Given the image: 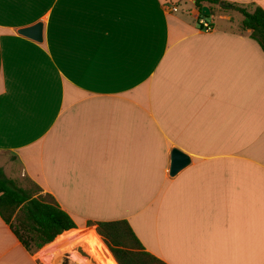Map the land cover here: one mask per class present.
Instances as JSON below:
<instances>
[{
	"label": "crops",
	"instance_id": "crops-1",
	"mask_svg": "<svg viewBox=\"0 0 264 264\" xmlns=\"http://www.w3.org/2000/svg\"><path fill=\"white\" fill-rule=\"evenodd\" d=\"M182 1L0 0V169L76 225L30 252L0 217V264H91L77 232L115 220L165 264H264V53L239 13L204 32Z\"/></svg>",
	"mask_w": 264,
	"mask_h": 264
},
{
	"label": "trees",
	"instance_id": "trees-1",
	"mask_svg": "<svg viewBox=\"0 0 264 264\" xmlns=\"http://www.w3.org/2000/svg\"><path fill=\"white\" fill-rule=\"evenodd\" d=\"M190 1L193 2L199 14L197 19L206 20L213 16L214 10L211 8L213 6L218 7L220 12L233 10L239 13L242 16L241 29L251 31L250 38L260 46L264 53L263 10L255 8L248 12L240 6L220 0ZM219 4L221 5L219 6ZM203 7L208 8L209 16H204L201 13ZM40 191V188L33 183L27 188L18 186L0 169V217L10 227L24 248L30 252L38 250L50 242L53 243L65 232L76 228L73 220L58 206L53 197L49 194L42 195ZM86 225L95 227L96 233L92 236V241L98 250L88 247L86 239L89 234L87 232H77V239L99 263L101 257L98 251L108 264H165L143 251L142 245L125 220L88 221ZM71 235L67 234L58 238L55 246L66 245L67 248V244L71 241Z\"/></svg>",
	"mask_w": 264,
	"mask_h": 264
},
{
	"label": "water",
	"instance_id": "water-1",
	"mask_svg": "<svg viewBox=\"0 0 264 264\" xmlns=\"http://www.w3.org/2000/svg\"><path fill=\"white\" fill-rule=\"evenodd\" d=\"M201 13L204 16H209V10L207 7H203L201 9ZM18 35L21 37H24L26 39L32 40L34 42L40 43L42 41V25L37 24L35 26L20 29L17 32ZM190 162L189 158L181 153L178 150H172L170 154V166H169V174L174 175L177 173L180 169L185 167ZM76 252L83 257H88L87 254L82 250L81 247H75L74 248ZM91 263L94 264V261L91 260Z\"/></svg>",
	"mask_w": 264,
	"mask_h": 264
},
{
	"label": "rangeland",
	"instance_id": "rangeland-1",
	"mask_svg": "<svg viewBox=\"0 0 264 264\" xmlns=\"http://www.w3.org/2000/svg\"><path fill=\"white\" fill-rule=\"evenodd\" d=\"M180 6L182 7L183 13H182V14L179 13V15H184V16L186 15V16H187V11H188V9H192V5H191L189 2L184 1V0L181 2ZM211 8H212L213 10H215L217 7H216V6H213V7H211ZM230 11H231V13H234V14H235V15H234L235 19H239V18H240L236 11H233V10H230ZM186 16H185V17H186ZM187 17H188V16H187ZM212 19H213L214 22L216 23L217 20H216L215 17H209V18L206 19V21L211 22ZM27 185H28V184H27ZM86 243H87L88 247L97 249L96 246L90 242L89 237L86 239ZM57 247L60 248V249H63V248H64V246H57ZM60 249H59V250H60ZM83 251H84V250H83ZM84 252L87 253V254L89 255V253H88L87 251H84ZM60 253H61V250H60ZM48 255H49V254H48ZM89 256H90V255H89ZM79 257H81V258L84 259V260H89L90 263H91V260L95 261V259H93L92 257H91V260H90V259H87V258H85V257H83V256H80V255H79ZM105 261H106V260H105ZM94 263H95V264H98L96 261H95ZM44 264H45V262H44ZM54 264H76V263L73 262V261H71V259H67V258L64 257V256H60V258H58L57 261L54 262ZM79 264H80V263H79ZM91 264H92V263H91ZM107 264H108V263H107Z\"/></svg>",
	"mask_w": 264,
	"mask_h": 264
},
{
	"label": "built area",
	"instance_id": "built-area-1",
	"mask_svg": "<svg viewBox=\"0 0 264 264\" xmlns=\"http://www.w3.org/2000/svg\"><path fill=\"white\" fill-rule=\"evenodd\" d=\"M171 11H172V12H175V11H176V8L173 7V8L171 9ZM196 22H197V25H198L199 27L202 28V31H204V32H209V31L212 30L211 25H210L206 20H204V19H202V18H199V19L196 20Z\"/></svg>",
	"mask_w": 264,
	"mask_h": 264
},
{
	"label": "bare ground",
	"instance_id": "bare-ground-1",
	"mask_svg": "<svg viewBox=\"0 0 264 264\" xmlns=\"http://www.w3.org/2000/svg\"><path fill=\"white\" fill-rule=\"evenodd\" d=\"M83 250V249H82ZM87 254V253H86ZM88 257H85L87 259H90L91 260V257L87 254ZM95 264V263H94Z\"/></svg>",
	"mask_w": 264,
	"mask_h": 264
}]
</instances>
